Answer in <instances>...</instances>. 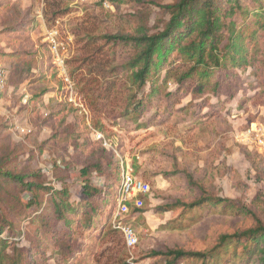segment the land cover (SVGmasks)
Returning a JSON list of instances; mask_svg holds the SVG:
<instances>
[{"label":"trees","instance_id":"trees-1","mask_svg":"<svg viewBox=\"0 0 264 264\" xmlns=\"http://www.w3.org/2000/svg\"><path fill=\"white\" fill-rule=\"evenodd\" d=\"M69 1L46 0L44 18L54 21L65 16ZM14 2L0 0V45L10 64L9 81L14 80L15 90L26 82L34 109L43 112L45 97L57 92L47 77L52 55L44 42L42 50L48 48L50 55L42 59L45 68L35 74L33 60L26 57L37 51L32 33L41 21L13 16L9 10ZM161 8L168 15L161 29L150 26V9L145 7L130 13V23L116 33L81 36L86 55L77 60L79 83L97 130L103 129L106 119L125 130L159 127L172 119L205 123L227 115L226 102L241 91V104L257 94L264 98V0H175ZM248 75L257 82L244 91ZM255 89V96L248 97ZM73 111L61 99L43 123L58 120V128L68 134L62 139L72 138L74 151L85 150L91 143L88 138L79 142L84 136L80 122H73L74 132L68 129L67 118ZM97 142L99 147L79 170L78 198L68 186L59 189L46 183L40 170L24 172L0 159V264H130L125 235L111 220L119 201L118 162L103 141ZM254 165L263 172L258 163ZM183 172L184 187L193 197L160 205L156 213L220 208L230 202L210 194L192 173ZM252 214L254 225L220 234L205 250L168 248L157 254L166 264H193L190 260L222 264L225 257L223 262L232 264L241 249L246 264H264V220ZM23 221L29 226L21 229ZM25 235L29 238L23 243Z\"/></svg>","mask_w":264,"mask_h":264},{"label":"rangeland","instance_id":"rangeland-1","mask_svg":"<svg viewBox=\"0 0 264 264\" xmlns=\"http://www.w3.org/2000/svg\"><path fill=\"white\" fill-rule=\"evenodd\" d=\"M174 1L143 0V3L141 0H131L118 4L107 0L108 3L105 4L103 0L81 3L70 0L67 14L49 21L43 16L46 0H15L9 10L13 16L38 18L41 21L32 33L37 51L26 59L33 60L30 61L34 65V73L38 74L47 64L42 59L51 52L52 67L51 72H47V77L57 92L49 93L45 97L42 112L41 109H34L33 94L27 83L15 90L14 80L11 79L12 89L7 95L4 107L9 108L21 124L30 125L33 131L27 135L17 132L12 120L0 112V159L6 160L8 166H16L24 172L40 170L46 183H52L59 189L68 186L78 198L81 181L79 170L88 164L91 153L100 145L97 142L99 140L93 136L92 129H97L93 126V114L79 83L80 70L77 69V60L86 55L80 47L83 45L80 38L85 34L99 36L116 33L130 23V13L145 7L150 9V26L161 29V22L168 18L161 6ZM49 29L58 31L56 38L61 44L59 51L64 60L59 66L66 70L73 85L76 99L74 103L68 101L69 83L60 76L62 71L54 63L52 49L49 52L47 45L48 48L42 50V44L47 42L45 38ZM79 32L84 34L79 35ZM5 51L4 45H0L2 56L6 54ZM86 73L87 71H84V74ZM246 80L249 83L243 86L244 91H248L250 86L257 82L252 75H248ZM23 86H26L31 96L28 106L22 103ZM256 90L258 89L249 92L248 97L252 98ZM241 93L243 92L239 94ZM240 95L226 102V108L229 109L227 115L205 123L178 122L172 119L159 127L125 130L114 125L111 120L103 121V129L98 131L103 133L109 142L107 150L118 162L120 178L123 166L129 167L136 176L151 185V192L143 196V207L136 209L134 202H131L130 211L122 216L123 222L132 226L139 237V243L133 250L134 258L139 264H166L164 256L157 253L168 248L205 250L214 245L220 234L233 233L254 225L252 212L264 220V155L250 147L243 135L251 122L264 121V98L260 100L257 94L255 99L241 104L240 97L243 94ZM61 99L67 100L74 108L67 118L69 131L77 130L73 127V122L77 120L84 131V136L79 142L88 138L91 143L85 150L74 151L72 138L62 139L68 134L62 133V127L58 128V120L51 119L43 123L44 116H47L49 110ZM188 100L184 99L183 104ZM143 116L142 120L145 121L150 116V111L145 112ZM254 162L259 164L263 172L257 171ZM184 170L192 173L194 179L203 184L210 194L230 200L227 206L207 207L199 211H185L182 208L163 214L156 213L155 209L160 205L174 203L178 198L189 201L193 197L189 189L184 187ZM117 209L118 206L113 219L111 218L113 224ZM24 224L28 225L23 221L21 229ZM27 238L28 235L22 236V242L25 243ZM237 254L232 264H246L240 258L241 249L237 250ZM129 257L127 248V259ZM225 258L222 259V264H225ZM189 262L200 264L196 260Z\"/></svg>","mask_w":264,"mask_h":264},{"label":"built area","instance_id":"built-area-1","mask_svg":"<svg viewBox=\"0 0 264 264\" xmlns=\"http://www.w3.org/2000/svg\"><path fill=\"white\" fill-rule=\"evenodd\" d=\"M87 1H94V0H75V3L87 2ZM103 1L105 2V4L108 3L107 0H103ZM57 32L58 31L56 29L47 30L45 39L48 42L50 50L52 49L54 63H56L59 66V64H62L64 60L62 59L59 51L61 44L58 42L56 38ZM61 71L62 72L60 76H62L69 83L68 101L74 103L76 102V99L74 96L73 85L67 75L66 70H63L61 68ZM9 78H10V64L0 54V112H3L9 119L12 120L13 125L16 126L15 129L17 132L22 133L24 135L30 134L33 131L30 125L21 124L20 120L16 119L15 116L12 115L13 113H11L10 109L4 107L6 103V99H8L5 93L9 92L8 93L9 95L12 89ZM21 93L23 95L22 98L23 105L28 106L30 104L31 96L26 86H23ZM92 131L95 139L103 141L104 145L106 147H109V142L103 133L95 129H92ZM243 135H244V140L248 145H250V147L255 149L258 153L264 155V121L251 122L250 126L243 133ZM150 192H151V185L149 182L136 176L133 173L132 169H130L129 167L124 168L123 166L121 183L118 192V196H119L118 209L115 216L116 220L114 222V227L121 229L125 235L126 245L130 254V257L128 259L130 264H139L138 262H136L133 252V250L136 248V246L139 243V237L137 235L136 230L132 226L127 225L123 222L122 216L130 211V207L128 205L129 202H134L135 207L142 208L144 205L143 196L149 194Z\"/></svg>","mask_w":264,"mask_h":264}]
</instances>
